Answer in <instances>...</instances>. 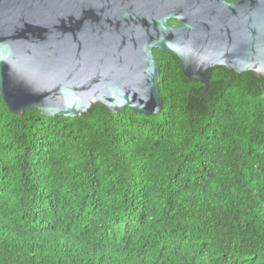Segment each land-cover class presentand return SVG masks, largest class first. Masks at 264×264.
<instances>
[{
	"label": "trees",
	"instance_id": "16d2710c",
	"mask_svg": "<svg viewBox=\"0 0 264 264\" xmlns=\"http://www.w3.org/2000/svg\"><path fill=\"white\" fill-rule=\"evenodd\" d=\"M153 51L156 114L0 94V264H264V76Z\"/></svg>",
	"mask_w": 264,
	"mask_h": 264
},
{
	"label": "water",
	"instance_id": "95a60500",
	"mask_svg": "<svg viewBox=\"0 0 264 264\" xmlns=\"http://www.w3.org/2000/svg\"><path fill=\"white\" fill-rule=\"evenodd\" d=\"M155 47L205 90L217 65L264 76V0H0V94L17 114L159 113Z\"/></svg>",
	"mask_w": 264,
	"mask_h": 264
},
{
	"label": "flooded vegetation",
	"instance_id": "af4514ba",
	"mask_svg": "<svg viewBox=\"0 0 264 264\" xmlns=\"http://www.w3.org/2000/svg\"><path fill=\"white\" fill-rule=\"evenodd\" d=\"M228 1H232V0H228ZM172 24H175V23H172ZM154 49V48H153Z\"/></svg>",
	"mask_w": 264,
	"mask_h": 264
}]
</instances>
